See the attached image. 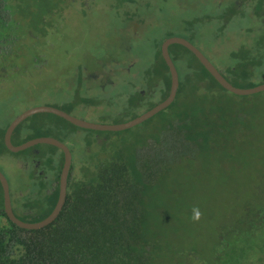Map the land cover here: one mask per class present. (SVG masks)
<instances>
[{"label": "rangeland", "instance_id": "1", "mask_svg": "<svg viewBox=\"0 0 264 264\" xmlns=\"http://www.w3.org/2000/svg\"><path fill=\"white\" fill-rule=\"evenodd\" d=\"M7 3L24 23H17L16 37L22 42L18 74L11 76L7 86L0 87V171L9 184L13 204H26L35 215L48 204L42 190L45 184L49 187L57 180L61 155L47 145L34 147L39 151L36 159L44 172L35 177L21 162L29 149L17 154L7 151L2 133L19 115L35 107L49 106L87 123H125L138 114L137 108L127 109L133 90L163 91L164 87L160 89L163 82L159 78L150 79L155 76L147 71L161 57V43L171 37L194 45L229 80L234 78L233 64L264 54L263 46H257L261 42L256 44L255 37L253 42L246 38L245 19H234L228 34L215 39L214 29L218 25L198 21L195 13L180 7L177 0H87L85 6V0H7ZM131 6L136 9L130 11L133 14L127 20ZM11 36L15 38L13 33ZM126 37L136 41L131 49L138 59L128 60V65L137 63L131 74H124L114 65L127 44ZM185 55L186 60L181 62L174 59L178 72L190 61L199 75H204L193 57ZM258 62L252 79L237 82L240 86L237 88L264 84V59ZM99 65L103 73L110 66L115 71L109 72L114 85L103 91L95 80L90 79L87 87L78 83L76 76L73 83L63 80L65 72L75 68L92 72ZM161 67L160 62L158 69ZM179 80L182 81L181 75ZM185 92L188 94L187 89ZM208 93L214 95L209 97ZM208 93L202 94L193 106L203 107L197 111L198 122L191 129L194 133L198 130L203 137L196 144L184 134L163 137L161 131L172 113L168 108L121 132L81 129L50 114H37L18 126L12 144L39 138L64 143L72 155L71 175L75 179L87 177L99 164L114 159L128 166H149L145 179L141 174L138 178L148 184L145 194L149 229L167 251L166 264L170 261L191 264L186 256L189 253H196L200 259L191 261L211 263L214 249L220 252L218 257L225 250L220 237L235 236L242 240L230 245L232 257L226 264H264V228L253 233L264 226V214L259 217L254 213L264 207V92L236 96L216 89ZM162 140L165 144L161 149L149 144L157 145ZM50 153H55L52 167L47 158ZM158 159L165 166L161 172L157 171ZM44 175L47 180L41 183ZM2 200L0 187V204ZM242 220L249 225H240Z\"/></svg>", "mask_w": 264, "mask_h": 264}, {"label": "trees", "instance_id": "2", "mask_svg": "<svg viewBox=\"0 0 264 264\" xmlns=\"http://www.w3.org/2000/svg\"><path fill=\"white\" fill-rule=\"evenodd\" d=\"M86 3L87 0H85L83 6ZM135 9L134 6L130 7L127 20L133 14L130 11ZM17 23H24V20L12 13L7 0H0V87L8 85L11 76L18 74L17 67L22 63L20 55V52L22 53V42L16 37L17 27H19ZM126 31L127 29L124 30V34ZM11 33L15 35V38L12 39ZM124 40L127 44L122 47V55L116 57L117 61L114 65L126 74L125 69L128 66V60L137 57L132 54L131 49L132 43L136 41L131 40L129 37ZM260 42L261 45L256 44L257 46H263L261 48L264 51L262 40ZM169 53L173 63L174 59L179 62H181V59L186 60L184 57L186 53L191 55L188 50L179 45L170 47ZM100 58L98 57L99 60ZM260 58L264 59V54L261 57L256 56L253 60L246 59L244 63L233 64L234 78L232 80L222 75L231 85L236 88L240 87L237 82L252 79V71L260 65V62H258ZM193 60L198 66H201L194 57ZM160 62L163 68L158 69ZM187 65L180 72L176 68L178 76L181 75L182 77V81L179 80L176 98L168 107L172 110L169 116L171 118H168L169 123L167 126H163L164 129L161 134L165 138L184 134L188 141L196 144L203 137L198 130L194 133L191 132V129H193L194 123L198 122L197 111L203 109V107L193 106L200 101L199 97L202 94L206 95L208 91L216 89L226 91L215 82L202 66V74L204 75H199L200 72L190 64V61ZM102 69V65H99L95 71ZM108 70L114 71L112 66ZM78 71L79 69L75 68L73 71L65 72L64 75L66 76L63 80L68 84L73 83L75 80L73 77L76 76L78 83H82L84 77L88 74L87 68ZM166 73H168V76H166ZM147 74L155 76L150 79L159 78L160 82H163L160 88L164 87L163 91L155 94L160 97L158 103L164 101L169 95L170 76L161 57H157L156 62L148 69ZM83 86L86 87L85 84ZM252 87L255 86L250 85L246 88ZM186 89L188 94H185ZM207 95L211 97L214 94L208 93ZM141 97L140 93L133 90L128 98L129 105H127L129 107L127 109H136L135 102L141 100ZM187 100L191 102L188 103ZM192 110L195 111L191 112ZM50 116L64 121L57 116ZM18 128L13 132V136L18 134ZM4 132L5 130L2 133V139ZM178 141L182 143L185 140ZM25 142L27 141H23L19 145ZM164 142L165 140H162L161 142L158 141L157 145L152 142L149 144L161 149L165 144ZM3 147L5 148V146ZM49 148L59 151L53 147ZM59 152L61 155L60 170L57 180L54 182L56 184L54 193L45 197L48 204L40 214L36 216L21 215L17 217L18 219L26 223H35L45 219L52 212L58 198V179L63 163V154L61 151ZM54 156L55 153H50L47 156L51 167ZM157 167L158 172H161L165 167L162 160H157ZM149 169V166H145V168L141 165L128 166V164H123L114 159L105 164H99L87 177L75 179L71 175V166L65 204L58 217L50 225L39 230H23L12 224L4 214L2 200V204H0V264H166L167 259H169L167 251L159 239L150 233L149 229L150 217L146 215L148 207L145 194L148 184H144V181L140 182L138 178L141 174L145 179ZM254 213L261 217L264 214V207ZM242 222L240 224L242 226L244 224L249 225L247 220L246 222L242 220ZM250 225L251 228L254 227V220H251ZM263 228L264 226L256 231L254 229L253 233H259ZM245 230L240 233L244 234ZM232 234L235 233L232 232ZM220 239L225 247L224 252L221 251L223 254L218 257L217 254H220V252L214 249L211 252L212 256L210 255L214 257V260L207 264H226L228 258L232 257V254H229L231 253L230 245H233L239 239L242 240L237 236L230 239L229 237H220ZM186 256H188L191 264H205L203 261H191L193 259L200 260L196 253H189ZM169 264L174 263L170 261ZM186 264H189V261Z\"/></svg>", "mask_w": 264, "mask_h": 264}, {"label": "water", "instance_id": "3", "mask_svg": "<svg viewBox=\"0 0 264 264\" xmlns=\"http://www.w3.org/2000/svg\"><path fill=\"white\" fill-rule=\"evenodd\" d=\"M172 45H179L187 49L192 55L196 58V60L201 64V66L209 73V75L215 80V82L226 92H229L236 96H249L264 92V84L250 88V89H239L231 85L219 72L218 70L210 63V61L192 44L188 41L181 39V38H169L165 40L160 48L161 57L168 69L169 76H170V90L168 97L157 104L154 108L150 109L149 111L145 112L141 116L123 124L118 125H99V124H92L87 123L76 118H73L66 114L65 112L49 107V106H41L29 109L19 115L16 119H14L6 128L3 136V144L7 151L17 154L22 151H25L29 148L35 147L37 145H49L59 149L63 153V164L59 175V182H58V198L53 208L52 212L43 220L35 222V223H26L17 217L14 216L11 208V199H10V192H9V184L7 179L0 171V186L2 189L3 194V209L8 218V220L17 226L20 229L33 231L42 229L48 225H50L60 214L65 201H66V194H67V184H68V177L70 174L71 166H72V155L66 145L63 143L52 139V138H39L27 141L21 145L14 146L11 143V137L15 129L27 118L37 115V114H50L57 116L67 123L75 126L77 128L91 130V131H98V132H121L132 127L138 126L145 121L149 120L153 116L157 115L158 113L162 112L163 110L167 109L175 100L177 91L179 88V76L176 70V67L169 55L168 48Z\"/></svg>", "mask_w": 264, "mask_h": 264}, {"label": "flooded vegetation", "instance_id": "4", "mask_svg": "<svg viewBox=\"0 0 264 264\" xmlns=\"http://www.w3.org/2000/svg\"><path fill=\"white\" fill-rule=\"evenodd\" d=\"M177 4H179L180 7H184L187 11L192 10L195 13L196 19L198 21H200L202 23L210 22L211 25H213L214 23L216 25H218V27L216 29H214L215 39H218L221 36L227 35L229 24L234 19L241 18V19H245L244 30H245L246 38H248L250 40V42H253L254 41L253 37H255L256 38L255 43H257L258 41L260 42V40H262V44L264 45V0H177ZM208 8L211 10V12L206 13ZM240 30H243V28H241ZM247 34H248V37H247ZM167 39H169V38H167ZM167 39H165V40H167ZM162 43H161V45H162ZM172 46H174V45H172ZM172 46H170V47H172ZM170 47L168 48V52H169ZM160 48H161V46H160ZM160 54H161V52H160ZM169 55H170V53H169ZM191 55H192V53H191ZM136 59H138V58H132L129 60L132 61V60H136ZM136 66H137V63L135 66L133 65V63L128 65L127 68L125 69V73L131 74L132 70L135 69ZM112 71L113 70H107L105 73H103L102 70H100V71L94 70L92 72H87L88 74L84 77L82 85L83 84L86 85L90 79L95 80L94 83L95 84L99 83L100 84L99 89L103 91L108 86L114 85L113 82H111L109 80L110 79L109 72L112 73ZM113 72H115V71H113ZM89 73H91V74H89ZM86 87H87V85H86ZM87 91H89V89ZM139 93L142 96L141 97L142 99L141 100L139 99L138 101L135 102V104L137 106L138 114H135L134 117L128 121H131L132 119L137 118L138 116H141L142 114H144L145 112L149 111L150 109L154 108L157 104H159L158 99L160 97H159V95L157 96L155 94V92L150 91L148 93V92H146V90H142ZM96 102L97 101H93L92 104L94 105V104H96ZM101 102H102V100H101ZM151 105H153V106H151ZM143 107H147V109H145L142 113H139V111ZM122 112L123 111H121L120 113L125 114V112H123V113ZM128 121H126L125 123H127ZM12 136H13V134H12ZM11 140H12V137H11ZM37 146H35V147H37ZM29 151H30V153L25 158H23L21 160L22 164L25 166L26 169H30L34 176L35 175L36 176L43 175L44 172H42L40 170V167H39L40 161H39V159H36L38 154H39V151L36 150L34 147L30 148ZM49 166L51 167V165H49ZM46 180H47V176L44 175L41 183H44ZM41 183H39V184H41ZM45 186L42 185L43 188L45 187L42 190L45 197L49 196L51 193H54V189H55L54 188V182L53 183L51 182L49 187L47 186V184H45ZM11 208H12V212H13L15 217H19L21 215L36 216L34 214L33 210H31L26 204H24V205H19V204H15V203L13 204V202L11 201ZM3 211H4V209H3ZM4 214H5V212H4ZM5 216H6V214H5Z\"/></svg>", "mask_w": 264, "mask_h": 264}, {"label": "bare ground", "instance_id": "5", "mask_svg": "<svg viewBox=\"0 0 264 264\" xmlns=\"http://www.w3.org/2000/svg\"><path fill=\"white\" fill-rule=\"evenodd\" d=\"M65 145V144H64ZM49 146V145H48ZM51 147H53V146H51ZM53 148H55V147H53ZM68 148V147H67ZM30 149V148H29ZM57 149V148H56ZM59 150V149H58ZM60 151V150H59ZM70 151V150H69ZM63 154V153H62Z\"/></svg>", "mask_w": 264, "mask_h": 264}, {"label": "clouds", "instance_id": "6", "mask_svg": "<svg viewBox=\"0 0 264 264\" xmlns=\"http://www.w3.org/2000/svg\"><path fill=\"white\" fill-rule=\"evenodd\" d=\"M63 164V163H62ZM62 168V167H61ZM60 175V174H59ZM58 182H59V179H58Z\"/></svg>", "mask_w": 264, "mask_h": 264}]
</instances>
